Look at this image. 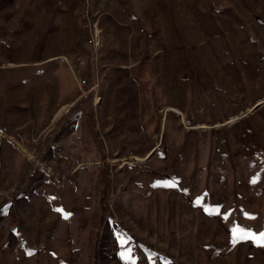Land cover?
<instances>
[{
  "label": "rangeland",
  "instance_id": "obj_1",
  "mask_svg": "<svg viewBox=\"0 0 264 264\" xmlns=\"http://www.w3.org/2000/svg\"><path fill=\"white\" fill-rule=\"evenodd\" d=\"M0 131V264H264V0H0Z\"/></svg>",
  "mask_w": 264,
  "mask_h": 264
},
{
  "label": "crops",
  "instance_id": "obj_2",
  "mask_svg": "<svg viewBox=\"0 0 264 264\" xmlns=\"http://www.w3.org/2000/svg\"><path fill=\"white\" fill-rule=\"evenodd\" d=\"M34 50H35V47L32 49V51L30 53H29V51L27 52V54H26V56H27L26 57V60L27 61H25L24 64H21V65H28V63H29V65H38V66L41 67V66H44L46 64H49L51 62H55L56 59H57V57H53V58H51L49 56L44 57V56H42V54H40V56H38L39 53L35 56L34 53H33ZM35 58H36V60H35ZM57 68H59V70H57V73H59L60 69L61 70H67L63 66H61V67H58L57 66ZM73 74H75V71L74 70H73ZM59 84H60L59 93H61L62 92V83H61V81L59 82ZM5 107H6V111H5V121L6 122H5V124L6 123L9 124V125L11 124L10 126H11L12 129H10L11 131L9 132L8 131V128L5 127V128H3L4 129V133L7 134V135H14L15 134V133H13L14 132L13 128L15 127L14 125L17 124V123H19L20 121H21V124H22L23 123V120H25V119H24V117H18V118H16V116L13 115V111H10L9 110V105H7V103H6ZM66 109L67 108H65L63 110H66ZM166 109H172L173 110L174 108L168 107ZM174 110H176V109H174ZM62 111H60L59 114L62 113ZM25 114L28 115V111H26ZM16 121H18V122H16ZM9 125H7V126H9ZM155 149H156V147H154L149 152L148 156H150L155 151Z\"/></svg>",
  "mask_w": 264,
  "mask_h": 264
},
{
  "label": "built area",
  "instance_id": "obj_3",
  "mask_svg": "<svg viewBox=\"0 0 264 264\" xmlns=\"http://www.w3.org/2000/svg\"><path fill=\"white\" fill-rule=\"evenodd\" d=\"M93 28V34L91 36V45L95 50H98L101 46H96V37H100V32L98 31V29H96L94 26H92Z\"/></svg>",
  "mask_w": 264,
  "mask_h": 264
},
{
  "label": "bare ground",
  "instance_id": "obj_4",
  "mask_svg": "<svg viewBox=\"0 0 264 264\" xmlns=\"http://www.w3.org/2000/svg\"><path fill=\"white\" fill-rule=\"evenodd\" d=\"M98 41H99V37H98ZM96 46H97V38H96ZM169 110H165L164 111V114L166 115V113L168 112ZM165 115H164V117H165ZM164 117H163V119H162V121H164ZM163 123V122H162Z\"/></svg>",
  "mask_w": 264,
  "mask_h": 264
},
{
  "label": "snow or ice",
  "instance_id": "obj_5",
  "mask_svg": "<svg viewBox=\"0 0 264 264\" xmlns=\"http://www.w3.org/2000/svg\"><path fill=\"white\" fill-rule=\"evenodd\" d=\"M235 231V230H234ZM261 240H264V234H261V237H260Z\"/></svg>",
  "mask_w": 264,
  "mask_h": 264
}]
</instances>
